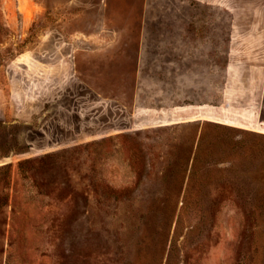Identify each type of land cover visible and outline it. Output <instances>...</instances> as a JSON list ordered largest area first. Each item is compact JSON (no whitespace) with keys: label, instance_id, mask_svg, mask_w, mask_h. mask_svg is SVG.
<instances>
[{"label":"rangeland","instance_id":"rangeland-1","mask_svg":"<svg viewBox=\"0 0 264 264\" xmlns=\"http://www.w3.org/2000/svg\"><path fill=\"white\" fill-rule=\"evenodd\" d=\"M0 264H264V0H0Z\"/></svg>","mask_w":264,"mask_h":264}]
</instances>
